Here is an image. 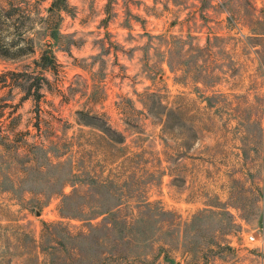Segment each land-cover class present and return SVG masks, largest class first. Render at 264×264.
Here are the masks:
<instances>
[{"label":"rangeland","instance_id":"rangeland-1","mask_svg":"<svg viewBox=\"0 0 264 264\" xmlns=\"http://www.w3.org/2000/svg\"><path fill=\"white\" fill-rule=\"evenodd\" d=\"M0 264H264V0H0Z\"/></svg>","mask_w":264,"mask_h":264},{"label":"built area","instance_id":"built-area-1","mask_svg":"<svg viewBox=\"0 0 264 264\" xmlns=\"http://www.w3.org/2000/svg\"><path fill=\"white\" fill-rule=\"evenodd\" d=\"M249 239H251V240H252V239H253V236H249Z\"/></svg>","mask_w":264,"mask_h":264}]
</instances>
